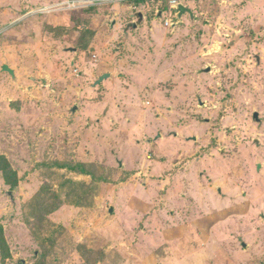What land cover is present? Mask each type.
<instances>
[{
	"label": "rangeland",
	"instance_id": "rangeland-1",
	"mask_svg": "<svg viewBox=\"0 0 264 264\" xmlns=\"http://www.w3.org/2000/svg\"><path fill=\"white\" fill-rule=\"evenodd\" d=\"M183 6L0 0V264H264V0Z\"/></svg>",
	"mask_w": 264,
	"mask_h": 264
},
{
	"label": "trees",
	"instance_id": "trees-1",
	"mask_svg": "<svg viewBox=\"0 0 264 264\" xmlns=\"http://www.w3.org/2000/svg\"><path fill=\"white\" fill-rule=\"evenodd\" d=\"M0 172H3V176L7 183L13 188L17 187V174L13 170L11 163L4 157H0ZM0 249L2 250V254L4 259H9L11 257V252L9 250V246L4 234V227L0 224Z\"/></svg>",
	"mask_w": 264,
	"mask_h": 264
},
{
	"label": "built area",
	"instance_id": "built-area-1",
	"mask_svg": "<svg viewBox=\"0 0 264 264\" xmlns=\"http://www.w3.org/2000/svg\"><path fill=\"white\" fill-rule=\"evenodd\" d=\"M185 0H169L170 6L172 7L173 10H175V18L179 19V14H180V6L183 5V2ZM166 27L168 28H174L177 26V23H174L173 20L171 19H166L164 21ZM77 73V71H76Z\"/></svg>",
	"mask_w": 264,
	"mask_h": 264
},
{
	"label": "water",
	"instance_id": "water-1",
	"mask_svg": "<svg viewBox=\"0 0 264 264\" xmlns=\"http://www.w3.org/2000/svg\"><path fill=\"white\" fill-rule=\"evenodd\" d=\"M180 11H181V14L183 15V14L186 13L188 10H187L183 5H181V6H180ZM4 71H5V72H8L12 77L16 78L14 70H12L9 66L6 65V66L4 67ZM108 77H109V75H107V76H105V77H102V78L100 79V81L98 82V84L101 83L104 79H106V78H108ZM75 111H76V109H75ZM256 118H258L257 115H256Z\"/></svg>",
	"mask_w": 264,
	"mask_h": 264
},
{
	"label": "crops",
	"instance_id": "crops-1",
	"mask_svg": "<svg viewBox=\"0 0 264 264\" xmlns=\"http://www.w3.org/2000/svg\"><path fill=\"white\" fill-rule=\"evenodd\" d=\"M180 12H181V11H180ZM165 27H166V26H165ZM166 28H167V29H171V28H168V27H166ZM4 67H5V66H4ZM9 67H10V66H9ZM10 68H11V67H10ZM12 70H13V69H12ZM14 72H15V71H14ZM104 75H105V74H103V76H104ZM15 76H16V73H15ZM103 76H101L100 79H101ZM13 78H14V77H13ZM109 78H110V79L113 78L111 74H109V77L106 78V79H104L101 83H103L105 80H107V79H109ZM14 79H16V78H14ZM100 79H99V81H100ZM99 81H97L96 85H100V84H101V83L98 84ZM75 109H76V108H75ZM75 109H74V111H75ZM76 110H77V109H76ZM159 139H160V136L156 139V142H155V141H151V143H153L154 145L151 146V143H150V147L154 148V147L157 145V144H156V143H157V140H159ZM147 157H148V156H147ZM148 158L150 159V156H149ZM152 159H153V158H152ZM152 159H151V160H152ZM151 160H150V161H151ZM111 212L114 213L115 211L112 210ZM203 227H204V226H203Z\"/></svg>",
	"mask_w": 264,
	"mask_h": 264
}]
</instances>
